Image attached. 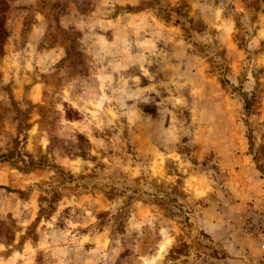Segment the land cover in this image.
Here are the masks:
<instances>
[{"label": "rangeland", "instance_id": "obj_1", "mask_svg": "<svg viewBox=\"0 0 264 264\" xmlns=\"http://www.w3.org/2000/svg\"><path fill=\"white\" fill-rule=\"evenodd\" d=\"M264 0H0V264H264Z\"/></svg>", "mask_w": 264, "mask_h": 264}, {"label": "built area", "instance_id": "obj_2", "mask_svg": "<svg viewBox=\"0 0 264 264\" xmlns=\"http://www.w3.org/2000/svg\"><path fill=\"white\" fill-rule=\"evenodd\" d=\"M244 234L264 250V203L250 212L242 221Z\"/></svg>", "mask_w": 264, "mask_h": 264}]
</instances>
